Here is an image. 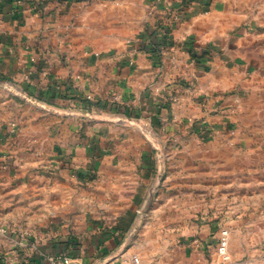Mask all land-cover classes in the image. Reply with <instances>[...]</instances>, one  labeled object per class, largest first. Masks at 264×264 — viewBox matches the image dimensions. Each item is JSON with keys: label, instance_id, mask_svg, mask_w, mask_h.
Returning <instances> with one entry per match:
<instances>
[{"label": "crops", "instance_id": "1", "mask_svg": "<svg viewBox=\"0 0 264 264\" xmlns=\"http://www.w3.org/2000/svg\"><path fill=\"white\" fill-rule=\"evenodd\" d=\"M223 229L264 264V0H0V264H220Z\"/></svg>", "mask_w": 264, "mask_h": 264}, {"label": "rangeland", "instance_id": "2", "mask_svg": "<svg viewBox=\"0 0 264 264\" xmlns=\"http://www.w3.org/2000/svg\"><path fill=\"white\" fill-rule=\"evenodd\" d=\"M165 176H166L165 171L160 174V177H161L160 178V184H159L160 187H161L162 181H163ZM201 204H202V202L200 203V202L197 201L195 203V206L200 208ZM143 213H144V215L142 217H139L138 220H137V224L136 225H138V226L136 227L137 229L135 231V234L130 235V232L135 228V225H133V227L131 228V230H130V232L128 234L129 241H132V242H136V241L145 242L147 240H144V239H147V238L151 239L152 237H156L157 236L156 233H154V234L152 233L151 234L152 231L149 230L147 232V233H149L148 237L144 236V235L141 237V235H142L141 233H145L147 231L146 227L148 225H149V228H151V225H152L151 223H152V220H153V219H151V218L146 216L148 214V212L147 213L143 212ZM201 220H203L202 217L192 218V222L197 224V225L198 224L200 225L202 223ZM188 221L190 222V219H188ZM175 223H177V221H175ZM185 237H187L186 234L175 235V239H176L175 241L177 242V245H180L179 243L184 245L185 240H188V239L184 240ZM166 239H167V237L165 236V237H163L162 240L165 241ZM193 240L195 241V239H193ZM163 241H161V242H163Z\"/></svg>", "mask_w": 264, "mask_h": 264}, {"label": "built area", "instance_id": "3", "mask_svg": "<svg viewBox=\"0 0 264 264\" xmlns=\"http://www.w3.org/2000/svg\"><path fill=\"white\" fill-rule=\"evenodd\" d=\"M139 215L140 217H142L144 213L140 210ZM137 226L138 225H135V228L130 232V235L135 234ZM228 245H229V230L223 229L217 249L218 254L221 258L220 264H226L230 260ZM48 261L49 264H79L75 262L73 258L66 252L50 253L48 255Z\"/></svg>", "mask_w": 264, "mask_h": 264}, {"label": "water", "instance_id": "4", "mask_svg": "<svg viewBox=\"0 0 264 264\" xmlns=\"http://www.w3.org/2000/svg\"><path fill=\"white\" fill-rule=\"evenodd\" d=\"M160 178H161V177L159 176L158 181H157V184L151 188V190H150V199H149V202L147 203V206H146L143 210H141L142 212H145V213L148 212V209H149V207L151 206V203H152V201H153V198H154V196H155V193H156V191H157V189H158V186H159V184H160Z\"/></svg>", "mask_w": 264, "mask_h": 264}]
</instances>
